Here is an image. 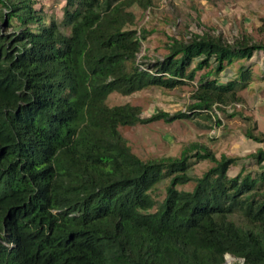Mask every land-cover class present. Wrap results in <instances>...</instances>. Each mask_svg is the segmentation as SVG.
I'll return each mask as SVG.
<instances>
[{
    "label": "trees",
    "instance_id": "16d2710c",
    "mask_svg": "<svg viewBox=\"0 0 264 264\" xmlns=\"http://www.w3.org/2000/svg\"><path fill=\"white\" fill-rule=\"evenodd\" d=\"M64 1L58 20L36 0H0V264H226L227 255L264 264V147L217 157L192 143L146 161L122 133L241 103L264 79L253 60L264 41L172 38L162 60L140 64L150 34L133 9L154 0ZM194 81L184 113L145 118L141 106L108 104L112 94ZM257 132L255 123L244 135L264 144ZM243 160L256 171L231 177ZM200 161L213 166L193 178Z\"/></svg>",
    "mask_w": 264,
    "mask_h": 264
},
{
    "label": "rangeland",
    "instance_id": "374dc122",
    "mask_svg": "<svg viewBox=\"0 0 264 264\" xmlns=\"http://www.w3.org/2000/svg\"><path fill=\"white\" fill-rule=\"evenodd\" d=\"M36 1L37 7H43L49 18L60 20L63 17L64 0ZM133 11L137 17V28L145 29L150 34L143 42L138 56L140 64H153L156 60H162L168 53L167 47L172 38L190 40L195 34L208 32L221 36L231 44L242 36H249L257 42L264 41V0H154V6L147 12L139 8H134ZM260 58L258 54L253 60L263 63L264 58ZM232 74L228 70L223 77ZM260 88H264L262 83L256 81L249 89L241 91L243 101L227 105L233 106L230 111L226 109V105H222L224 111L214 109L200 115L189 113L190 118L171 123L161 120L123 128L122 133L134 153L146 161L180 156L184 147L192 143L207 145L217 157L225 154L229 157L245 158L251 153L241 142L244 140V131L255 123L264 130V105L260 101L259 92L257 93ZM196 89L197 81H194L172 90L149 88L131 96L112 94L108 104L115 106L130 103L141 106L145 118L158 112L172 116L188 111ZM233 111L238 115L229 119L228 115ZM218 121L221 122L220 125ZM258 133L263 132L258 130ZM212 166L210 161L197 162L189 174L193 178L201 177ZM243 167L245 173L255 172L257 169L252 160L238 161L232 166L230 176L238 175ZM194 186L195 183L191 182L180 189L191 191ZM165 187L166 182H163L155 191L154 196H158L159 200L166 195ZM236 262L237 259L233 256H226V264Z\"/></svg>",
    "mask_w": 264,
    "mask_h": 264
},
{
    "label": "crops",
    "instance_id": "0c3cea01",
    "mask_svg": "<svg viewBox=\"0 0 264 264\" xmlns=\"http://www.w3.org/2000/svg\"><path fill=\"white\" fill-rule=\"evenodd\" d=\"M227 76V75H226ZM263 77V76H262ZM257 81L261 82L263 87H264V79H258ZM253 85V84H252ZM250 88V87H249ZM248 88V89H249ZM259 92V96L261 97L260 101L261 103L264 105V88H260L259 90H257V93ZM264 126V125H263ZM258 130H260L261 132L264 133V130H262L261 128H258ZM244 140L241 141L243 142L242 144L245 146V148L248 149L249 153H254L257 149L259 148H263L264 147V144H261V143H257L249 138H247L244 133H243V137H242Z\"/></svg>",
    "mask_w": 264,
    "mask_h": 264
},
{
    "label": "built area",
    "instance_id": "2783aa9c",
    "mask_svg": "<svg viewBox=\"0 0 264 264\" xmlns=\"http://www.w3.org/2000/svg\"><path fill=\"white\" fill-rule=\"evenodd\" d=\"M229 107V108H228ZM231 107H233V106H226V109L228 110V111H230L229 109H231ZM241 263L243 264V261H241Z\"/></svg>",
    "mask_w": 264,
    "mask_h": 264
},
{
    "label": "clouds",
    "instance_id": "9594fccd",
    "mask_svg": "<svg viewBox=\"0 0 264 264\" xmlns=\"http://www.w3.org/2000/svg\"><path fill=\"white\" fill-rule=\"evenodd\" d=\"M234 258V257H233ZM235 259H237V258H235ZM241 261H243L242 259H237V262H239V263H241ZM236 262V263H237ZM236 263H234V264H236ZM242 264V263H241Z\"/></svg>",
    "mask_w": 264,
    "mask_h": 264
}]
</instances>
